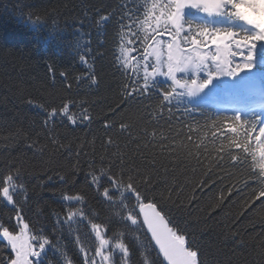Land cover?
<instances>
[{
  "label": "trees",
  "instance_id": "obj_1",
  "mask_svg": "<svg viewBox=\"0 0 264 264\" xmlns=\"http://www.w3.org/2000/svg\"><path fill=\"white\" fill-rule=\"evenodd\" d=\"M150 5L0 0V175L18 174L22 185L15 207L0 197V223L11 226L18 208L32 233L50 241L44 264H85L94 257L93 223L109 248L114 237L129 248L125 264H162L143 229L127 220L137 202L121 205L119 195L109 202L106 178L100 187L91 182L93 171L99 177L101 167L114 163L117 172L142 174L138 181L150 178L158 210L163 206L203 264H264L259 169L236 146L255 119L236 120L175 93L165 101L169 84L133 93L143 87L141 76L119 64L127 37L143 42L140 23ZM64 105L75 122L58 115L53 123L48 114ZM256 134L257 128L253 148ZM70 210L83 215L69 220ZM8 248L0 241V258L12 256ZM120 259L113 252L103 264Z\"/></svg>",
  "mask_w": 264,
  "mask_h": 264
},
{
  "label": "snow or ice",
  "instance_id": "obj_2",
  "mask_svg": "<svg viewBox=\"0 0 264 264\" xmlns=\"http://www.w3.org/2000/svg\"><path fill=\"white\" fill-rule=\"evenodd\" d=\"M186 6L199 7L209 14L222 13L235 20L242 21L247 27V31H237L231 27L211 28L206 24L185 21L182 10ZM157 7L158 5L154 2L145 15L148 19H154L157 26L163 23V27L170 31L171 42L166 44V59H162L159 41H157L156 47L150 49V52L147 49L145 50L144 84L140 89L133 88V93L137 90L141 93L149 90V78L158 75L165 76L172 82V91L163 95L165 101H169L172 94L176 92L177 87L184 90L178 95L187 94L191 96L202 92L215 80L216 84L212 88H208V91L204 92L202 97H199L204 99L215 91L233 83V81L221 80V77H231L243 69L253 67L252 63L248 62L253 60V49L257 42H264V0H167V3L160 6L161 15L154 16L153 13ZM161 16L164 17L163 21H161ZM182 33L186 34L182 36ZM147 39L148 37H145V43H147ZM181 41L190 44L191 47L181 48ZM202 49L207 51L202 54ZM149 54L155 56L157 62L155 65L147 63ZM237 55H239L242 62L234 61L233 58ZM81 59L83 60V57ZM149 68H151V71H149ZM178 73H191L192 78L178 79ZM201 73L204 74L203 79L200 78ZM48 115L53 123H55L58 115L66 117L68 121L75 122L74 117L69 114L68 105H64L59 113L53 109ZM83 119L87 120V115ZM235 119L240 120V115H236ZM260 122L261 120H256L251 123L244 130L242 139L236 144L237 148L242 149L246 155L252 157L254 166L259 169L258 174L254 177L260 185L257 199L264 198V126L259 127L258 134L254 137V148L252 147V140L253 134L256 133L257 124ZM231 131L236 133L237 129L233 127ZM257 158L259 160L258 164L256 163ZM233 159H236V157H233ZM115 168L114 163L109 164L107 169L101 167L99 177L93 171L91 182L100 187L102 186L99 183L100 178H106L107 183L112 186V191L105 187L103 196L108 198L109 202L116 195L121 197V205L124 204L126 199L129 202L133 199L137 202L139 211L135 215L130 212L127 220L136 226L135 230H140L146 226L147 232L151 235V240L155 242L159 253L163 255L168 264H203L198 250H193L191 243L186 247L185 235L178 234L174 227H169L170 220L166 219L163 206L160 210H157V203L154 202L155 197L151 196L153 189L149 187L151 184L150 178L138 181L137 177L142 174L137 172L133 175L131 172H124L123 169L117 172ZM18 179V174L0 175V197H3L8 204L14 207L13 197L22 189V185L17 184ZM64 199L80 201L81 197L66 196ZM142 200L153 202L144 203L141 202ZM260 202L264 204V199ZM16 211L17 216L15 219L17 221L16 226L19 227L18 232L15 230L10 231L8 227L0 225V237L7 242L14 254L7 260L0 258V264H44L43 258L47 251L46 245H50V241L33 234L29 224L23 222V217L19 215L20 210L17 208ZM77 214L83 215L80 210H77V213L70 210L68 219L71 220ZM141 214L143 221L142 224H138L135 217ZM91 227L95 232L98 246L95 247V256L87 257L85 264H103V262L110 260L113 252L120 254L119 264H125L124 258L129 256V248L125 243L120 242L119 237H114L116 243L109 248L110 241L102 234L101 225L93 223ZM80 251L84 252L85 249L81 248ZM95 257H99V261Z\"/></svg>",
  "mask_w": 264,
  "mask_h": 264
},
{
  "label": "rangeland",
  "instance_id": "obj_3",
  "mask_svg": "<svg viewBox=\"0 0 264 264\" xmlns=\"http://www.w3.org/2000/svg\"><path fill=\"white\" fill-rule=\"evenodd\" d=\"M204 20L205 21H209V20H206V19H204ZM143 23L145 25L144 30L148 34L151 35L153 33L152 32V28H151V24H150L151 23V19H148L147 18L146 20L143 21ZM178 39H180V38H178ZM136 40L138 41L137 38H135L133 41H130L129 38L126 39V41L124 42V44L119 47V50H118V59H119V63L122 64L124 67L128 68L132 72H138L141 75V78L143 80L141 82V84L143 86V84H144V79H143V77H144V65L146 63V61L144 59V57L146 55V51L145 50L147 49L150 52V49L152 47H156L157 41H159L160 42V46H161L162 59H166V52H167L166 44L168 42H171V40H167V39L163 38L160 35L157 36V37H151V39L148 40V43L146 44V46L144 47L143 50H141L138 46H136V47L133 46V43ZM184 45H185V43H183L181 41V45H180L181 48ZM147 63H149L151 65H155L157 63L155 56L149 54L147 56ZM149 71H151V68H149ZM238 75H239V73H236V76H238ZM177 78L178 79H181V80H183L184 78L191 79L192 78V74L191 73H188V74L178 73L177 74ZM156 81H159V82H170V83H172L171 80L168 79L165 76L158 75V76H156L154 78L153 77H150L149 78V84L150 83H153V82H156ZM235 82H237V79L235 80ZM212 87L213 86H210L209 88H212ZM181 91H184V90H182V89H180V88L177 87L175 94L178 95V93H180ZM203 93H204V91L199 92L196 95H191V96L190 95H187V94H185L183 96H180V95H178V96L180 98H186L187 97V98H191V99H196L200 95L203 96ZM212 95H215L216 97L219 98V96H217L218 95V92L217 91H215ZM209 96H207V97H209ZM207 97H205L204 99H207ZM209 103H212V104L217 105V103H215V101H209ZM218 104H219L218 106L221 107V105H220L219 102H218ZM248 107H251L250 104L249 105L245 104V105H242V106L232 105L230 107V109H231L232 112H236V113L237 112H240L242 114V113H248V111H249ZM16 225H17V223H16ZM18 231H19V227H17V232ZM0 240L3 241V242H5L6 245H7V242L5 240H3L2 237H0ZM8 247L10 249V246H8ZM10 251H11V249H10ZM12 255L14 256L13 253H12Z\"/></svg>",
  "mask_w": 264,
  "mask_h": 264
},
{
  "label": "water",
  "instance_id": "obj_4",
  "mask_svg": "<svg viewBox=\"0 0 264 264\" xmlns=\"http://www.w3.org/2000/svg\"><path fill=\"white\" fill-rule=\"evenodd\" d=\"M138 209H139V208H138ZM157 210H158V209H157ZM139 217H140V221H141V223H142V221H143V216H142V214L139 215ZM169 227H170V226H169ZM143 228H144L145 233H146L147 236L149 237V239H150L152 245L154 246V248L156 249V251H157L158 254L160 255V257H161L163 263H164V264H168L167 260L163 257V255H162L161 253H159L158 247L155 246V242L151 240V235H150V233L147 232V228H146V226H144Z\"/></svg>",
  "mask_w": 264,
  "mask_h": 264
}]
</instances>
